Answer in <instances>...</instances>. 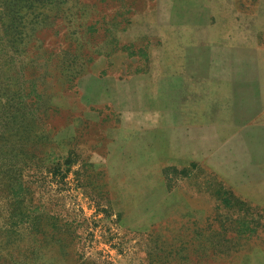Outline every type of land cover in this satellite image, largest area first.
I'll use <instances>...</instances> for the list:
<instances>
[{
    "label": "rangeland",
    "instance_id": "rangeland-1",
    "mask_svg": "<svg viewBox=\"0 0 264 264\" xmlns=\"http://www.w3.org/2000/svg\"><path fill=\"white\" fill-rule=\"evenodd\" d=\"M217 5L0 0V264H264V16Z\"/></svg>",
    "mask_w": 264,
    "mask_h": 264
},
{
    "label": "crops",
    "instance_id": "crops-1",
    "mask_svg": "<svg viewBox=\"0 0 264 264\" xmlns=\"http://www.w3.org/2000/svg\"><path fill=\"white\" fill-rule=\"evenodd\" d=\"M217 1V10L219 15L225 16H241L242 0H212ZM250 9L254 12L250 13L252 16H264V0H249ZM258 10L257 12H255ZM223 12V13H222Z\"/></svg>",
    "mask_w": 264,
    "mask_h": 264
}]
</instances>
